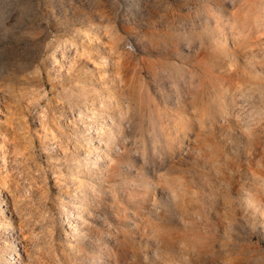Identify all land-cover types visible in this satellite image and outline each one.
<instances>
[{"label": "rangeland", "instance_id": "rangeland-1", "mask_svg": "<svg viewBox=\"0 0 264 264\" xmlns=\"http://www.w3.org/2000/svg\"><path fill=\"white\" fill-rule=\"evenodd\" d=\"M11 252L264 264V0H0Z\"/></svg>", "mask_w": 264, "mask_h": 264}, {"label": "bare ground", "instance_id": "bare-ground-1", "mask_svg": "<svg viewBox=\"0 0 264 264\" xmlns=\"http://www.w3.org/2000/svg\"><path fill=\"white\" fill-rule=\"evenodd\" d=\"M5 221H6V220H5ZM5 223H6L7 226H8V222L6 221ZM15 254H16V253H15ZM16 255H18V253H17ZM4 256H5V255H4ZM4 256H3V254H1L0 264H6V263L3 261ZM17 258H19V257H17ZM10 259H15V257H14L13 254H12V252H11V257H7V263L12 264V262L10 261ZM22 261H23V260H22ZM22 261H21V262H22ZM22 263H24V262H22Z\"/></svg>", "mask_w": 264, "mask_h": 264}]
</instances>
